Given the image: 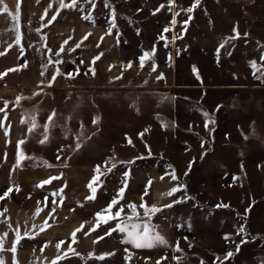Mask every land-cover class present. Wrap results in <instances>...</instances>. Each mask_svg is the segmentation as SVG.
Returning <instances> with one entry per match:
<instances>
[{
  "label": "rangeland",
  "instance_id": "rangeland-1",
  "mask_svg": "<svg viewBox=\"0 0 264 264\" xmlns=\"http://www.w3.org/2000/svg\"><path fill=\"white\" fill-rule=\"evenodd\" d=\"M189 8H193L190 13ZM76 9L112 31L125 57L140 59L153 53L145 60H173L179 83L230 89L207 95L220 104L214 109L211 128L220 138L211 142L214 149L204 150L198 159L203 163L192 165L197 162L192 156L184 167L188 160L184 157L173 172L172 162L159 155L138 156L129 163L104 156L92 199L93 244L67 253L62 264H264V74H254L251 67L252 61L264 67L260 59L264 0H199L195 6L194 0H93L91 4L79 0ZM184 21H188L186 30ZM69 94L62 89L24 88L20 95L23 133L29 135L31 123L37 120L52 116L59 122L94 110L90 104L84 108L63 104ZM227 98L231 106L223 110L221 103ZM110 111L103 110L104 154L113 137ZM208 153L216 157L207 158ZM211 160L217 162L208 165ZM156 168L171 171L166 174L171 187L153 200ZM114 198L118 203L112 214L123 208L120 218L97 226L96 213ZM130 204L136 206V213ZM141 205L158 211L146 212ZM121 226L126 230L120 231ZM145 226L166 243L137 248L127 242L129 232L143 235Z\"/></svg>",
  "mask_w": 264,
  "mask_h": 264
},
{
  "label": "crops",
  "instance_id": "crops-1",
  "mask_svg": "<svg viewBox=\"0 0 264 264\" xmlns=\"http://www.w3.org/2000/svg\"><path fill=\"white\" fill-rule=\"evenodd\" d=\"M61 2H0V264H62L67 253L92 246L89 185L104 156L129 163L159 155L174 172L184 157V167L192 156V165L203 163L198 159L204 150L220 138L211 132L220 104L207 95L230 86L179 83L173 60H145L141 66L140 59L122 55L104 24L76 8H61ZM28 87L62 89L70 92L63 104L94 110L59 122L34 121L24 134L20 95ZM221 104L223 110L231 106L228 98ZM104 109L111 110L114 126L105 154ZM170 173L156 168L151 199L169 190Z\"/></svg>",
  "mask_w": 264,
  "mask_h": 264
},
{
  "label": "snow or ice",
  "instance_id": "snow-or-ice-1",
  "mask_svg": "<svg viewBox=\"0 0 264 264\" xmlns=\"http://www.w3.org/2000/svg\"><path fill=\"white\" fill-rule=\"evenodd\" d=\"M0 2H2V0H0ZM79 0H71V3H63V0L61 2V8H76L77 4H78ZM88 2L91 4L93 3V0H88ZM174 2V0H173ZM199 3V0H194V6L195 5H198ZM5 11H7V8H5ZM193 11V8H189L187 9V12H192ZM179 13H177L178 15ZM87 18V17H85ZM112 23L114 24L115 23V15H114V10H113V14H112ZM172 23L174 24L175 23V20L172 21ZM188 21H184V25H185V30H186V25H187ZM169 31V29H165V32ZM234 32L236 33V36L234 38H238L239 37V32L238 30L234 29ZM86 38V37H85ZM161 39H166L163 35L161 36ZM79 46V45H78ZM60 51H63V49H61ZM154 52V50H153ZM153 53H145L143 54L141 57H140V63H141V66H143L144 62H145V58L146 57H150ZM261 61H264V55L261 56ZM130 66V65H129ZM251 67L252 69H254V74L256 72H261L262 74H264V67H260L258 66L257 62L256 61H252L251 62ZM155 70V68L153 69ZM6 74V73H5ZM18 102V101H17ZM0 111H5L4 109H0ZM54 116V114H52ZM52 119V116L49 117V121H51ZM5 120H6V116H5ZM33 127H35V125H33ZM207 127V125H206ZM7 131V129L5 130ZM46 140V138H45ZM45 141H41V143H43ZM20 143L22 144L23 141H20ZM99 166L97 167V177L94 178L92 184H95L98 180V177H99ZM127 175V174H126ZM173 179H177V177H175V175L173 174L172 176ZM163 179V177H162ZM45 183H50V180L49 181H45V182H42L41 185H39L40 187H43V185ZM92 184L89 185L90 189L92 190V192L94 193L96 191V189L94 187H92ZM178 189H174L173 191H176ZM53 196L57 195L56 193H53L52 194ZM118 196L122 198V192L118 193ZM2 198V197H0ZM90 199H94V196L92 197H89ZM118 203V199L114 198L109 206H107L106 208L102 209L101 212H98L96 213V218H97V226L99 225V223L102 221L103 223H108V220L109 219H119L120 218V215L121 213L123 212V208H120L114 215L112 214V208ZM142 207L145 208V211L146 212H149V213H154L156 211H158L157 208L155 207H151L149 208L147 205H141ZM133 213H136V206L134 204H130L128 206ZM166 207H171V205H166ZM54 211V209H53ZM107 214V216H106ZM133 227H138V225H134ZM95 230V229H93ZM117 229H111L110 232L108 234L111 233V231H116ZM120 231H125L126 228L121 226L119 228ZM129 241L127 242H130L132 243L135 247L137 248H141V247H152L154 245L155 242H159V243H166V241L164 240L163 237L159 236L158 234L155 235V236H152L150 234V230L147 226H145L144 228V232H143V235H140L138 233H133V232H129ZM73 238H74V234H73ZM0 245H2V241H0ZM179 250V249H178ZM229 256H231V253H228ZM100 259H104L105 257H99Z\"/></svg>",
  "mask_w": 264,
  "mask_h": 264
},
{
  "label": "trees",
  "instance_id": "trees-1",
  "mask_svg": "<svg viewBox=\"0 0 264 264\" xmlns=\"http://www.w3.org/2000/svg\"><path fill=\"white\" fill-rule=\"evenodd\" d=\"M85 17V16H84ZM88 19L89 21H92V22H96L97 20H95L91 15H90V18H86Z\"/></svg>",
  "mask_w": 264,
  "mask_h": 264
}]
</instances>
